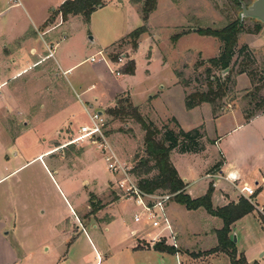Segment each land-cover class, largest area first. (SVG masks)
Listing matches in <instances>:
<instances>
[{"label":"rangeland","instance_id":"rangeland-1","mask_svg":"<svg viewBox=\"0 0 264 264\" xmlns=\"http://www.w3.org/2000/svg\"><path fill=\"white\" fill-rule=\"evenodd\" d=\"M19 1L21 6H14L12 0H0V9L9 6L8 11L0 14V84H4L0 90V101L4 98L0 108V176H6L0 183V190L5 189L0 212L8 216L17 214L13 234L34 258L31 264H94L97 260L98 264H210L211 258L219 257L215 264H230L225 253H213L217 231H209L220 228L221 220L201 208L187 210L173 198L166 207L172 231L165 224L158 228L139 225L137 235H164L155 245L162 242L169 247L174 240V254L126 249L135 236L130 228L128 238L124 239L119 221L113 224L112 239H107L108 233L101 224L96 229L89 225L85 232L81 231L76 218L82 225L98 220L89 216L91 196L102 210L117 207L120 200L123 216L133 219L137 212L134 201L115 188L120 178L107 171L106 158L111 149L125 168H134L144 157V132L130 117L113 118L106 109L103 132L109 148L87 139L69 145L78 136L77 129L88 124L87 118L80 125L86 114L73 90L81 98L78 78L81 85H95L96 89L87 95L99 98L91 112L103 110L102 104L110 103L116 94L128 92L143 119L159 130L157 139L162 138L165 128L178 132L174 119L183 131L199 127L204 147L213 143L207 139L220 140L209 153L199 152V157L178 156L175 150L170 153V162L186 179V194L190 198L202 197L213 184L211 180L220 170L215 165L221 159L228 168L237 169L245 183L254 186L255 181L259 182L257 176L264 173V119L249 123L244 120L264 110V23L250 19L240 23L242 32L228 72L222 75L221 70L207 63L219 55L221 42L197 31L220 30L238 21L240 6L235 0H157L146 23L142 21L139 4H132L136 10L107 4L86 23L81 16H70L62 22L55 13L58 7L51 8L61 0ZM242 1L248 5L253 0ZM48 13L51 23L38 26ZM141 26L146 27V33L140 36L134 51L133 40L127 34ZM35 27L37 30H33ZM255 28H259L257 33ZM176 35L180 36L174 39ZM49 51L62 61V66L83 62L65 75V68L50 66L54 64L52 58L36 67L43 57L50 55ZM120 55L127 57L126 64L135 59L132 76H122L126 64L115 65ZM90 58L94 59L92 63ZM103 58L115 65L121 76L110 72L115 66L109 70L94 68ZM240 68L254 71L253 79L239 76ZM212 77L221 82L228 78L224 96L213 104L187 110L185 97L206 92ZM128 93L120 95L124 106L131 103ZM85 98L82 96L81 101ZM84 108H89L88 103ZM231 108L234 111L217 119L212 117ZM69 116L74 118L69 120ZM52 148V152L44 154ZM131 174L137 182L138 177L133 171ZM155 174L153 171L147 177ZM224 189L232 190L223 181L212 188L213 207L221 205L220 191ZM261 195L260 200H264V189ZM86 206L88 212L81 215ZM256 206L263 205L256 201L255 210ZM102 218L108 219V215L99 221ZM67 226L70 231L65 230ZM63 230L66 233L60 234ZM228 239L234 243L236 258L243 257L237 253L240 251L264 264V231L255 222L242 221ZM119 241L124 243L119 245Z\"/></svg>","mask_w":264,"mask_h":264},{"label":"trees","instance_id":"trees-1","mask_svg":"<svg viewBox=\"0 0 264 264\" xmlns=\"http://www.w3.org/2000/svg\"><path fill=\"white\" fill-rule=\"evenodd\" d=\"M105 1L106 0H65L58 6L55 13L60 16L62 22H66L70 16H81L83 20L88 23L92 13L98 8H102L105 5ZM235 1L237 2V0ZM130 2L131 4L140 5V14L143 23L147 22L150 14L155 11L157 5V0H130ZM50 23L48 19L45 25ZM258 31L259 28H255L254 33ZM241 32L242 28L240 27L239 21L230 23L220 30H198L197 33L199 35L218 39L222 44L219 55L216 58L209 59L207 63L221 71L229 69L228 67L233 58L234 49L237 44V38ZM144 33H146V27L141 26L128 34L133 40L132 49L134 51L137 49L140 36ZM179 36L180 35H176L174 39ZM244 48L245 47H242V49ZM247 69L248 68H240L237 74H245L253 79L254 71H249ZM134 71L135 63L134 61H130L126 64L123 74L133 75ZM227 80L228 78H225L223 82H221L218 78H209V88L206 92H193L185 97V108L191 110L201 104H213L216 99H221L224 96V90L226 89L225 82H227ZM214 85L215 87H213ZM123 103L122 99H118L115 108L109 109L107 114L113 118L128 116L138 123L144 132V157L139 158L132 170L136 177H138L137 186L139 190L146 194H172L174 195V201L187 210H197L201 208L208 215L219 218L223 226L216 233L217 247L213 250V253H225L229 257L230 264H246L242 256L236 258L234 243L228 239V235L230 233V226L245 215L252 213L254 211L253 206L241 197L236 204L213 208L211 203L212 185L209 186L202 197L196 199L190 198L189 195L185 193L186 185L178 176L176 169L170 162V153L174 150L177 151L178 154H197L204 150V146L201 144L203 134L200 128L183 131L173 119L178 132L175 133L173 130L165 128L162 138L157 139L156 136L160 135L159 130H157L151 122H147L143 119L137 107L133 106L130 102L127 103V106H124ZM221 164L222 163L216 164L215 168H219ZM153 171H155L156 174L152 177H147ZM100 209V206L94 202V198L91 196L89 216L95 215ZM155 248L156 250L168 254H174L176 252L173 247L166 246L162 242L157 243Z\"/></svg>","mask_w":264,"mask_h":264},{"label":"crops","instance_id":"crops-1","mask_svg":"<svg viewBox=\"0 0 264 264\" xmlns=\"http://www.w3.org/2000/svg\"><path fill=\"white\" fill-rule=\"evenodd\" d=\"M10 1V0H9ZM19 1V0H18ZM65 0H61L59 2V5H61ZM105 5L102 7V8H98L96 11H99L101 9H103L105 6H107V4H110V3H113L115 6L116 5H119V6H125L126 8L129 7L130 10H132V7L134 8V6L129 2V0H106L105 1ZM58 5V6H59ZM19 6H21V3L19 1ZM58 6L56 7H51L52 10L57 8ZM9 7V6H8ZM7 8H4V9H0V14L4 11H8L9 9ZM134 10H136L134 8ZM95 11V12H96ZM93 14V13H92ZM3 14H1L2 16ZM49 16V13L39 21L38 23V26H41L43 23H45L47 21V18ZM37 30L36 27L33 28V30ZM50 33V32H49ZM128 35V34H127ZM93 41V39H92ZM111 46V45H110ZM108 47L104 48L107 49ZM35 50V49H34ZM50 55L48 56H45L42 58V61L40 64H38L36 67H38L39 65H42L43 63H46L47 61H49L51 58L53 59V63L52 65L50 66H57V68H65L63 69V75L65 74H68L70 73L74 68L78 67L79 65L82 64L83 61L79 62V63H76V64H72L70 66H62L60 62L62 61H58L56 58H55V55L53 54L52 51H49ZM135 54V53H134ZM32 55V54H30ZM26 56V55H25ZM135 61V59H134ZM92 63V62H91ZM115 65L111 64L109 61L106 60V58H103L100 62H98L96 64V66L94 68H105V69H108L113 67ZM114 70L117 68L116 66L113 67ZM114 70H110V72H113ZM241 75H245V74H241ZM117 76H121L120 74L117 75ZM122 76H132V75H122ZM240 76V75H239ZM246 76V75H245ZM238 78V76H237ZM77 83H79L78 85V89L79 90H82V92H80L81 94V98L82 96L83 97H86L84 100L81 101V98L79 97V95L77 94V92L75 90H73V93L75 94L78 102L81 104L82 108H83V111L84 113L86 114V111H85V108H84V104L85 102L88 103V107L89 108H94V105L98 103V100L99 98L95 95H91L90 97H87L88 94H90L91 92H93V90L96 89L95 85H81V81H80V78L77 79L76 81ZM250 86V85H249ZM124 93H128V92H122V93H119V94H116L113 99L111 100L110 103L108 104H99L101 106H104L103 110H100L98 109L97 111L102 113L103 114V111L106 110V109H111V107L113 108L115 106V101L117 99H120V95L124 94ZM129 95V93H128ZM130 97V95H129ZM3 98V97H2ZM130 100H131V97H130ZM4 102V98L0 101V108L2 107V104ZM84 103V104H83ZM131 103H132V100H131ZM133 105V103H132ZM199 106L191 109V110H194L196 108H198ZM101 108V107H100ZM232 112L234 111V109H229L228 111H225V112H222L220 114H217L216 116H213L212 117L214 119H217L219 118L220 116H222L224 113L226 112ZM238 111H239V114L242 115V113L240 112L239 108H238ZM238 114V115H239ZM87 116V115H86ZM85 116V122L82 121L80 123V125H83L87 122V117ZM73 119L74 117L72 116H69L67 119ZM244 118V117H243ZM259 119H264V110L263 111H260L254 115H252L251 117L245 119L244 121L246 123H249V122H254L255 120H259ZM69 120L67 122H69ZM70 129H71V126H72V123H68ZM79 125V126H80ZM78 130V129H77ZM204 137H205V133H204ZM208 142L211 141L213 143H211V145H208L205 144V147H204V150L201 152V153H209V149L211 148V146L213 145H216V144H219L220 143V140L216 139H207ZM54 148V147H53ZM50 149L48 150L47 152H45L44 154H47L49 152H52L54 149ZM201 153H197V154H176L178 156H191V157H199ZM171 156L172 154L170 155V159H171ZM221 157V155H220ZM40 156L37 157V159H39ZM222 158V157H221ZM216 159V157H215ZM215 159L214 161L212 160L211 161V164L213 162H215ZM224 160V158H223ZM172 163V162H171ZM221 166H220V170L218 171V175L217 177L216 176H213V184L212 187L213 188H216V186L220 183V181H223L225 182L232 190H226L224 189L223 191H220L221 193V197H222V203L220 206H215L213 208H216V207H224V206H227L229 204H236L238 202V200L242 197V195L240 194L239 190L240 188L246 184L248 187L250 188H256L257 192H256V200L259 204H262L264 205V200H260V198L262 197V191L264 189V173L261 172L260 176H257L259 178V182L258 181H255L254 183V186H251V185H248L247 183H245L243 181V178H242V175L241 173L237 170V169H232V168H228V164L227 162L224 160V162L222 161L221 159ZM173 165V163H172ZM174 166V165H173ZM205 166L203 165V168ZM175 168V167H174ZM203 168L201 169V172L203 170ZM176 169V168H175ZM177 171V170H176ZM178 173V176L182 179V181L184 182V184L186 185L185 187V193L187 191V187H188V184H186V179L183 178L179 172L177 171ZM228 173H232V174H236V176L238 177V181L232 185L231 183H229L228 181H226L224 179V176H226ZM6 178V176L2 177L0 176V183ZM210 180V178H208ZM85 184H87V182H85ZM236 185V186H235ZM207 191V190H206ZM3 192H5V189H1L0 190V202L2 200V195H3ZM206 193V192H205ZM259 196V201L257 199V197ZM261 196V197H260ZM243 198V197H242ZM119 204L117 207L115 208H111L109 210H105V209H101L99 210L95 215H93V217H95L96 219H98L97 221H94V224H88V225H82L79 221H78V218H76V222L78 223V226L81 228V231L82 232H85L87 226L91 225V227L93 229H96L97 228V225L98 224H101L104 226V230L106 231L107 234V239H112L115 237L114 235V229L113 228V224L116 222V221H119V227H121L122 229V233H123V238L126 239L128 238L127 236V231L128 229L132 228L131 230V234L132 236H135L133 238V240H130V243L128 244V248L126 247V249H130L131 251L135 252V251H142V250H148V249H154L156 250L155 248V243L157 242V240L159 238H165L164 235H161V234H158V235H155V236H141V235H137V232L140 231L141 229H139L141 226L139 225H142L143 227L144 226H149L147 225L146 223L144 222H140V223H135L133 221V219H126L123 215H124V211L123 209H121V204H120V200H118ZM88 206H86L84 212L81 213V215H85L87 212H88ZM137 210V209H136ZM1 211V209H0ZM136 213V212H135ZM134 213V214H135ZM105 215H108V219H104L102 218L101 221H99V219H101V217H105ZM134 216V215H133ZM133 218V217H132ZM217 218V217H216ZM250 221L251 223H254L255 222V225L258 229H261L262 231H264V225L261 223V221L259 220V217H258V214L256 213V211H253L252 213H249L247 215H245L244 217H242L241 219L237 220L236 222H234L231 226H230V233L232 235H234V232H235V228L237 227V225L239 223H241L242 221ZM17 221V214H15L14 212L8 216L7 214H4L2 215L1 212H0V264H31L32 261H34L32 255L30 252L28 251H25V248L23 246V243L21 241L18 240L17 237V234H13V233H16L15 232V223ZM134 227H137L138 226V229H135L133 228ZM223 224H222V221H221V227L220 228H217V229H213V230H210L209 232H212V233H215L216 231H219L221 228H222ZM66 227V226H65ZM79 227H76V229L78 230ZM112 227V228H111ZM70 226H67V228H65V230L67 229L68 231H70ZM63 230L61 232H59L60 234H64L66 233V231ZM111 232V233H110ZM208 232V233H209ZM12 235V236H11ZM11 237V238H10ZM212 237V236H211ZM215 238V234L213 236ZM86 238L88 239V241L90 240L89 236L86 234ZM123 239V240H124ZM216 239V238H215ZM91 241V240H90ZM121 242V243H120ZM122 241H119V245H121ZM215 245L217 246V240L215 242ZM214 245V246H215ZM154 247V248H153ZM213 247V246H212ZM237 253L239 254H242L243 257L245 258L247 264H259V262L257 260H254L253 258H249V257H246L243 253H241L240 251H237ZM168 254V253H167ZM171 255V254H169ZM259 256H262V254H259ZM212 257H215V256H212ZM227 256L223 255V258H225ZM220 258V257H219ZM219 258H211L213 260L210 261V264H215V261ZM228 259V258H227ZM229 260V259H228ZM98 260L97 262H95L94 264H98ZM230 263V261H229Z\"/></svg>","mask_w":264,"mask_h":264},{"label":"built area","instance_id":"built-area-1","mask_svg":"<svg viewBox=\"0 0 264 264\" xmlns=\"http://www.w3.org/2000/svg\"><path fill=\"white\" fill-rule=\"evenodd\" d=\"M14 2V6L19 5L18 0H12ZM90 62H93L94 59L90 58ZM127 57L125 55H120L117 57L115 65L119 67H123L126 64ZM118 69V68H117ZM116 75L120 73L118 70L113 71ZM4 87V84H0V90ZM1 94V92H0ZM92 108L85 109L86 115L88 118V124L79 127L78 136L69 142L68 144L78 143L84 139L100 142L102 146L108 147V144L105 140L104 128L106 126L105 115L98 111L91 112ZM109 148V147H108ZM107 171L112 176H117L120 179L115 183V188L120 192H123L126 196H130L134 201V205L137 209V212L133 216V221L135 223L144 222L149 225L151 228H158L161 224H165L168 230L171 232V228L168 224V219L166 217V207L168 202L174 197L172 194L168 193H153L146 194L139 190L137 186V182H135L132 178L131 171L132 167L123 166L120 163L117 156L111 151L108 150V156L106 158ZM208 178H211L208 175ZM224 179L234 185L238 181V177L236 174L228 173L224 176ZM236 186V185H235ZM240 194L244 199L250 203L252 206L256 204L255 197V188H250L246 184H244L240 190ZM256 213L258 214L259 220L262 224H264V205L261 207L256 206ZM172 237V235H171ZM159 238L157 242L161 241ZM172 247H177L175 241L173 240Z\"/></svg>","mask_w":264,"mask_h":264},{"label":"water","instance_id":"water-1","mask_svg":"<svg viewBox=\"0 0 264 264\" xmlns=\"http://www.w3.org/2000/svg\"><path fill=\"white\" fill-rule=\"evenodd\" d=\"M240 6L238 14L239 23L243 20L250 19L259 23H264V0H253L250 4L246 5L242 0H237ZM92 41V38H89ZM228 72V69L222 71V75ZM233 242L236 241L235 237ZM154 248V247H153Z\"/></svg>","mask_w":264,"mask_h":264}]
</instances>
